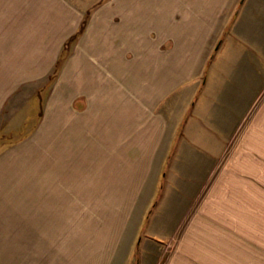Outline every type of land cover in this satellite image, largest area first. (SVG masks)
Here are the masks:
<instances>
[{"label":"crops","instance_id":"crops-1","mask_svg":"<svg viewBox=\"0 0 264 264\" xmlns=\"http://www.w3.org/2000/svg\"><path fill=\"white\" fill-rule=\"evenodd\" d=\"M44 1L75 22L26 26L38 43L24 72L3 79V102L35 99L39 117L23 154L35 184L7 207L23 232L9 227L5 239L25 243L1 255L23 257L15 264L217 256L219 231L253 224L257 201L264 208V0H239L226 20L238 0H121L113 12L110 0L104 12Z\"/></svg>","mask_w":264,"mask_h":264},{"label":"rangeland","instance_id":"rangeland-1","mask_svg":"<svg viewBox=\"0 0 264 264\" xmlns=\"http://www.w3.org/2000/svg\"><path fill=\"white\" fill-rule=\"evenodd\" d=\"M112 12L120 7L121 0H110ZM64 2V1H63ZM106 0H67L64 2L66 6L72 9V12H99V8H103ZM62 4V5H64ZM230 9L224 12V19H228L238 11L241 3H231ZM59 2L44 0H0V249H6L8 246L15 249L23 248L22 240H14L9 242L5 238L8 235L9 227L12 232H23V226L8 222V203L24 204V191H27L29 185L35 184L34 179H24V150L25 142L33 136L38 129V114L36 106L25 96L15 95L9 101L3 102L1 95L3 93L2 84L16 76L17 73L24 72L26 67V59L29 54V48L38 43L35 27L26 28L29 24H40L41 20L44 24L61 25L63 18H71V25L68 26L72 30V24L75 22L69 12H62ZM63 8V7H62ZM58 9V12L55 10ZM106 9V10H107ZM104 8L102 12L106 11ZM231 10V12H229ZM47 15V16H46ZM45 19H43V17ZM85 20V19H84ZM40 21V22H39ZM39 22V23H38ZM47 26V25H46ZM46 26L40 28V33H45ZM80 30V29H79ZM69 40H73L70 38ZM68 40V41H69ZM70 42L65 44L66 47ZM65 47V48H66ZM35 48V47H33ZM32 48V49H33ZM57 71L56 66H51L48 71L49 79L53 78ZM9 74V76H8ZM8 76V77H7ZM7 77V78H6ZM8 83V82H7ZM26 89L28 84L23 85ZM30 90V89H29ZM17 92V91H15ZM24 91H21V93ZM37 114V115H36ZM14 174L15 179L11 178ZM12 181L10 182V180ZM87 186L90 178H86ZM25 180V182H24ZM32 181L33 183H30ZM16 187L20 193L12 194L10 188ZM100 184H103L100 182ZM11 185V186H9ZM18 192V191H17ZM97 200L101 194L96 193ZM112 200H118L120 192H111ZM115 196V198H114ZM114 198V199H113ZM262 202L257 201L255 222L250 225L233 226L230 233L219 231V251L217 256L211 258L200 257L193 264H264V208ZM220 227L219 229H223ZM6 234V235H5ZM22 236V235H21ZM0 250V252H2ZM219 253V255H218ZM0 253V264H15L16 260H23V257H7ZM163 258V257H162ZM166 257L160 260L163 264ZM20 264V263H18Z\"/></svg>","mask_w":264,"mask_h":264}]
</instances>
